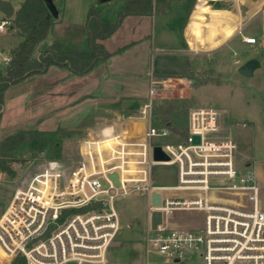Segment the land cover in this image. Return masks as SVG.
I'll list each match as a JSON object with an SVG mask.
<instances>
[{"label": "built area", "instance_id": "obj_1", "mask_svg": "<svg viewBox=\"0 0 264 264\" xmlns=\"http://www.w3.org/2000/svg\"><path fill=\"white\" fill-rule=\"evenodd\" d=\"M7 26L12 23L5 17L0 32ZM244 41L256 43L254 37ZM172 80L150 75L147 100L127 117L142 122L141 129L131 132L126 122L114 124L84 139L81 159L69 172L54 162L15 190L0 218V248L11 259L108 264L121 222L117 200L144 194L147 257L183 264L197 253L203 264H264L263 188L252 169L239 168L235 140L218 136V111L192 110L181 143H158L181 136L170 126L156 127L153 118L154 102ZM193 136L200 142L193 143ZM156 146L168 161L154 159ZM165 166L177 168L176 185L154 183V169ZM154 193L161 195L158 207L152 204ZM154 211L162 213L156 230L151 227Z\"/></svg>", "mask_w": 264, "mask_h": 264}, {"label": "rangeland", "instance_id": "obj_2", "mask_svg": "<svg viewBox=\"0 0 264 264\" xmlns=\"http://www.w3.org/2000/svg\"><path fill=\"white\" fill-rule=\"evenodd\" d=\"M12 1L16 7H21L23 3V0ZM123 1L111 0L109 4L101 6L100 0H69L65 22L55 25L54 32H50L47 38L35 47L32 59H36L47 48L54 36L62 33L67 34L68 37L76 35L79 38L76 43L68 44L69 49L72 47L84 49L85 38H82L81 31L85 30L82 22L85 20L86 8L93 5L98 6L96 10L94 9L95 11L98 8L107 10L108 21L113 20L114 15H119L123 9ZM4 18L5 14L0 10V21ZM55 19L53 17V22ZM258 25L259 21L253 19L249 22L248 29L254 32ZM159 31L158 27V33ZM253 34L259 36L256 32ZM19 35L18 30L8 26L5 32H0V75L6 71L8 64L5 59L8 58L9 50L22 40ZM254 53L255 51L250 50L232 58L230 56L233 53L230 54L227 66L222 65L226 67L223 69L224 80L216 75L214 59L208 62L206 58L195 68L191 77L173 78L168 87L157 96L154 102L153 118L155 126L159 128L164 126L166 120H169L171 126L181 131V136L163 138L158 143L162 145L181 143L186 136L190 112L198 108H215L221 113L218 120L222 115L226 119L233 120L234 130L230 131L227 127L225 132L219 131L218 136L224 138L232 133L237 145L239 168L245 170L249 160L253 157L258 158L257 147L255 148L251 138L250 140L246 137L249 128L243 127L248 110L245 109L240 92H235L238 87L248 86L252 79L240 76L239 72L231 78L232 70L229 71V66L231 68L236 66L235 60L238 59L242 63L247 55ZM65 69L68 70L66 74L57 68H52L45 74L36 75L27 81L10 86L3 94L0 141L21 130L58 132L59 135L55 141L38 149L33 148L26 141L12 152L15 157L12 163L14 176L0 173V218L9 206L15 190L31 175L54 162L66 173L69 172L81 159L80 148L84 139L99 135L114 124L133 121L127 120V117L135 115L138 106L147 100L148 79L147 81L143 79L141 86H134L135 89L140 88L141 93L135 96L133 91L125 96L124 90L114 87L112 79L100 78L98 68L87 76L75 75L69 69ZM114 101L119 104H111ZM154 177L155 184L176 185L177 168L175 166L156 167ZM116 206L120 212L121 222L119 231L108 250V264H147V260L151 264H159V258L156 255L150 254L147 257L146 253V196L137 194L119 198ZM190 220L182 218L183 222ZM17 257L11 259L0 248V264H12ZM183 264H203V261L196 253Z\"/></svg>", "mask_w": 264, "mask_h": 264}, {"label": "crops", "instance_id": "obj_3", "mask_svg": "<svg viewBox=\"0 0 264 264\" xmlns=\"http://www.w3.org/2000/svg\"><path fill=\"white\" fill-rule=\"evenodd\" d=\"M5 1L13 4L15 13L19 10L20 7H16L12 0ZM126 1L124 0L123 4ZM157 1L153 0L150 14L125 17L117 31L103 41L109 56L98 61L90 72L81 76L90 75L98 68L101 79H112L114 87L124 90L125 96L133 91L136 96L142 90L135 89L134 86H141V81H147V79L149 81L151 74L157 78H188L205 58L208 62L214 59L216 75L224 80L223 69L226 67L222 65H226L230 54L233 53L230 56L232 58L250 50L255 51L253 55H247L242 63L238 59L235 60L236 66L233 68L229 66V71L232 70L230 76L233 78L238 74L239 68L247 62L257 63L253 76L248 78L252 79L250 84L238 87L235 92H240L245 109L248 110L243 127L249 128L246 137L251 138L255 148L257 147L258 158L253 157L249 160L247 167L254 171L257 182L262 186L264 201V0H167L168 7L161 13L156 11ZM68 2L69 0H53L58 17L53 22L49 33L54 32L55 25L65 22ZM109 2L111 0H100L101 6ZM97 7L90 5L86 8L85 20L82 22L85 30L81 31L82 38H85L84 49H77V47L69 49L68 44L76 43L79 38L76 35L68 37L67 34L62 33L54 36L44 51L53 43L61 42L66 50L87 52L89 49L86 30L87 15L91 9L96 10ZM106 11L99 8L97 10L104 22H114L117 15L113 16V20L107 21ZM253 19L259 21L258 28L254 32L248 29L249 22ZM255 32L259 36L253 34ZM19 37L21 38L20 35ZM250 37L256 39L255 44H247L244 41L245 38ZM52 68H57L65 74L68 71L66 67L59 66H52L48 71ZM36 75L41 74L32 75L21 82ZM143 92L146 93V91ZM111 104L117 105L119 102L114 101ZM220 114L218 111V117ZM232 123V119H226L222 115L218 120L219 131L225 132L227 127L230 131L234 130ZM124 126L133 132L141 129L143 123L129 121ZM229 135L224 138L235 140L232 133ZM80 152H82V146Z\"/></svg>", "mask_w": 264, "mask_h": 264}, {"label": "trees", "instance_id": "obj_4", "mask_svg": "<svg viewBox=\"0 0 264 264\" xmlns=\"http://www.w3.org/2000/svg\"><path fill=\"white\" fill-rule=\"evenodd\" d=\"M168 7L167 0L157 1V13ZM153 0H127L122 11L112 23L104 22L102 15L91 9L86 20L89 49L87 52L68 51L61 42L53 43L36 59H32L35 47L44 40L53 24V17L43 0H23L19 10L11 19L12 28L20 32L22 40L9 51L10 62L6 71L0 75V118L3 111V94L14 84L35 75L46 73L52 66L66 67L75 75L90 72L96 63L109 56L103 41L113 35L129 15H147L152 12ZM191 77V76H190ZM189 78V77H188ZM164 126H170L174 132H181L171 126L169 120ZM58 132H40L21 130L0 141V173L14 176L12 163L15 157L12 152L22 143L28 141L33 148L46 146L55 141ZM12 264H27L23 256H18Z\"/></svg>", "mask_w": 264, "mask_h": 264}, {"label": "water", "instance_id": "obj_5", "mask_svg": "<svg viewBox=\"0 0 264 264\" xmlns=\"http://www.w3.org/2000/svg\"><path fill=\"white\" fill-rule=\"evenodd\" d=\"M46 7L49 9L52 17L57 18L58 17V11L53 3V0H43ZM0 10L5 14V17L8 19H12L15 15V9L11 2L0 0ZM257 66V63L255 61H249L244 66L239 68L238 72L244 76V77H252L254 70ZM200 137L199 136H193V143H199ZM154 159L156 161H168L169 157L162 151L161 147L156 146L154 147ZM116 179V177H115ZM117 181V179H116ZM161 203V195L158 193H154L152 195V204L156 207H158ZM162 222V213L159 211H154L152 213L151 218V227L153 230L157 229V226Z\"/></svg>", "mask_w": 264, "mask_h": 264}]
</instances>
